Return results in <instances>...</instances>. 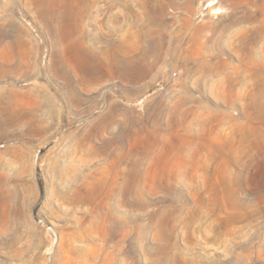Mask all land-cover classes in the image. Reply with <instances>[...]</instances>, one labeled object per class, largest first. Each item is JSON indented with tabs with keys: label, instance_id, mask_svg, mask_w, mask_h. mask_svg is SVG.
Returning a JSON list of instances; mask_svg holds the SVG:
<instances>
[{
	"label": "rangeland",
	"instance_id": "1",
	"mask_svg": "<svg viewBox=\"0 0 264 264\" xmlns=\"http://www.w3.org/2000/svg\"><path fill=\"white\" fill-rule=\"evenodd\" d=\"M215 1L200 15L207 0H88L75 33L106 69L73 102L60 77L67 1L0 0V264H160L162 216L196 228L178 239L184 264H264V0ZM116 55L146 73H108ZM48 93L56 114L39 110ZM112 101V131L92 134ZM136 147L171 150L174 189L146 156L127 193Z\"/></svg>",
	"mask_w": 264,
	"mask_h": 264
},
{
	"label": "bare ground",
	"instance_id": "2",
	"mask_svg": "<svg viewBox=\"0 0 264 264\" xmlns=\"http://www.w3.org/2000/svg\"><path fill=\"white\" fill-rule=\"evenodd\" d=\"M66 1V19L64 20L63 27H65L68 32L62 36L63 47L60 52V77L62 78L64 87L67 88L73 102H79L84 99L91 100L93 95L87 96V98H83L80 95L79 86H91L92 82L100 80L105 74L103 70L106 69L105 66L107 61L103 60L102 58L95 57L94 54H92V48L89 45L91 39L88 38V36H77L75 33V29L79 27V20H82V18L86 16V14L90 10V6L92 5L89 4L88 0ZM215 2V0H207L206 5L200 9V15H205V10L209 9V7H211L210 9H212ZM214 9L215 8H213L212 10ZM109 65L111 67V70H109L108 73L110 72L112 74H118L127 78L140 79L146 73L145 70H140L137 68V66L135 67V60L133 58L124 59L116 55L112 60H110ZM39 101V110L42 111L41 114L45 112L47 114L58 113V104L54 100L53 96L49 93L46 94L45 99ZM121 108L122 106L119 103L112 101L110 112L102 115V117H100L93 123L91 129L92 134L93 132L99 130L112 131L113 123L117 121L116 111ZM118 124L120 125L121 130L125 131V129L127 128V122L125 120H122L118 121ZM170 152L171 150H169L168 148H164L162 149L161 155L153 147H136L134 150H130L127 155L131 160V168L126 176L127 180L125 189L127 193L136 192L140 183L139 167L146 156H150L151 161L154 163L161 160L164 162L162 164V171L160 172L161 176L153 177V181L160 187H164L167 190H172V188L174 189L175 186L170 182L172 173L168 166L169 158L171 155ZM71 157L73 158V156ZM59 172L63 178H66L68 180L69 184H71L78 175L77 170L70 165L68 166L66 161H63L62 166L59 168ZM98 190L102 191L103 189L101 188ZM109 191H111V189H109ZM26 219L29 220L28 216L26 217ZM18 222L19 224L22 223L21 217H19ZM184 223L185 228L182 230L177 227V224L171 223L170 220L166 218V216L160 217L159 221L157 222V226L153 230V235L159 242V246L156 251L159 255L160 264H168L169 261H174L177 264H184L185 260L183 259V257H181V247L179 245L180 243L178 239L181 235H183L184 240L188 241V238L194 235L196 231V228H192L189 226L188 221ZM3 224L11 226L10 214L5 209L0 212V225ZM14 230L16 232H20L19 236H22V230H20L19 228ZM119 230L120 229H115L114 233L119 232ZM143 235H147L146 230H143ZM49 252H51V249H49Z\"/></svg>",
	"mask_w": 264,
	"mask_h": 264
}]
</instances>
